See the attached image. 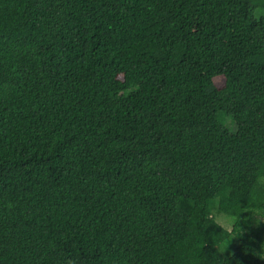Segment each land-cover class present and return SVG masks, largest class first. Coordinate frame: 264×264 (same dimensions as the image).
I'll use <instances>...</instances> for the list:
<instances>
[{"label":"trees","instance_id":"trees-1","mask_svg":"<svg viewBox=\"0 0 264 264\" xmlns=\"http://www.w3.org/2000/svg\"><path fill=\"white\" fill-rule=\"evenodd\" d=\"M255 175L264 0H0V264H264Z\"/></svg>","mask_w":264,"mask_h":264},{"label":"clouds","instance_id":"clouds-1","mask_svg":"<svg viewBox=\"0 0 264 264\" xmlns=\"http://www.w3.org/2000/svg\"><path fill=\"white\" fill-rule=\"evenodd\" d=\"M246 200V206L241 207L240 201L238 200L236 204L231 209L217 208L212 210L213 222L217 226H223L224 229L228 230L231 234L239 228V233H241V223H251L254 225H259L264 223V175H255L252 179V183L249 190V195L244 198ZM246 207V211H241ZM242 212H248L250 215L245 217L243 222H241L240 214ZM257 255L258 258L264 257V244L261 245L259 253H253Z\"/></svg>","mask_w":264,"mask_h":264},{"label":"rangeland","instance_id":"rangeland-1","mask_svg":"<svg viewBox=\"0 0 264 264\" xmlns=\"http://www.w3.org/2000/svg\"><path fill=\"white\" fill-rule=\"evenodd\" d=\"M217 84H219V85H221L222 83H223V80L222 79H218L217 80V82H216ZM218 250H220V253L221 254H226V248H224V245L223 246H220L219 248H218Z\"/></svg>","mask_w":264,"mask_h":264}]
</instances>
